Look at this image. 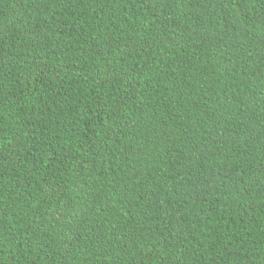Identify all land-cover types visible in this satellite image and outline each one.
Returning <instances> with one entry per match:
<instances>
[{
  "label": "trees",
  "instance_id": "1",
  "mask_svg": "<svg viewBox=\"0 0 264 264\" xmlns=\"http://www.w3.org/2000/svg\"><path fill=\"white\" fill-rule=\"evenodd\" d=\"M0 264H264V0H0Z\"/></svg>",
  "mask_w": 264,
  "mask_h": 264
}]
</instances>
